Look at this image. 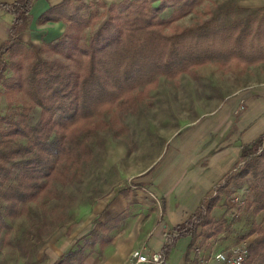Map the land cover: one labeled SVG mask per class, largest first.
<instances>
[{
    "label": "trees",
    "instance_id": "obj_1",
    "mask_svg": "<svg viewBox=\"0 0 264 264\" xmlns=\"http://www.w3.org/2000/svg\"><path fill=\"white\" fill-rule=\"evenodd\" d=\"M32 1L0 4V10L12 16L7 39L0 45V88L3 92L21 91L29 100L27 106L10 108L0 116V244L10 229L4 216L13 219L21 215L29 203L67 174V166L77 165L91 153L90 139L98 135L94 128L87 126L68 136V130L79 122L121 103L128 93L158 76L174 78L207 62L227 65L232 60L246 64L264 61V9L235 7L228 11L234 18L226 22L213 16L169 36L162 34L160 27L177 19L174 8L181 5L183 9L195 0L182 4L180 0H121L109 5L106 20L86 43L68 36V25L88 24L93 15L84 19L81 12L105 5L63 0L38 18V23H67L61 38L44 44L60 57L37 58L31 47L17 38L27 29ZM166 8H173V12L162 19L160 13ZM7 56H22L30 62L21 70V63L8 62ZM35 109L38 115L31 122ZM242 182L248 186L240 201L244 200L250 215L259 216V222L240 238L250 239L242 264H264V142L256 154L246 159L240 156L185 222L163 234V255L167 256L178 239L188 237V261L190 252L195 256L210 239L223 234L227 222L222 216L215 218L213 211L221 194L229 198L233 195L230 187L238 188ZM126 192L118 193L125 196ZM226 203H232V198ZM127 216L124 213L106 223L95 220L91 231L54 264H83L95 245L102 247L110 241V232L119 229Z\"/></svg>",
    "mask_w": 264,
    "mask_h": 264
},
{
    "label": "rangeland",
    "instance_id": "obj_2",
    "mask_svg": "<svg viewBox=\"0 0 264 264\" xmlns=\"http://www.w3.org/2000/svg\"><path fill=\"white\" fill-rule=\"evenodd\" d=\"M184 1L180 0L179 3ZM195 1L196 5H185L183 9L177 5L173 12L175 16L178 15L177 19L160 27L162 34L169 36L178 29L193 26L213 16L226 22L225 19L234 18L233 14L228 15V11L248 0ZM108 7H91L81 12L84 19L91 14L93 16L88 19V24L68 25V36L86 43L106 20ZM182 11L187 12L179 16ZM62 23L66 28L67 23ZM33 53L37 58L48 60L60 57L44 44ZM5 60L20 62L21 70L30 62L22 56H7ZM255 83H264V61L246 64L232 60L227 65L207 62L189 68L174 78L158 76L153 82L128 93L121 103L108 106L104 108L105 111L100 109L102 111L99 110L92 119L79 122L73 130H68V136L80 133L87 126L94 128L98 135L90 139L91 153L77 165L67 166V174L53 182L37 201L29 203L21 215L13 219L4 216L10 229L0 244V264H41V249L52 236L58 232L68 236L87 220L88 206L121 191L124 186L133 185L158 160L170 136L230 103L236 102L234 111H243L244 97ZM0 91L3 93L0 116L10 108L29 104L21 91L3 92L2 88ZM37 115V109L31 112V122L35 121ZM263 142L264 137L244 148L241 158L256 154ZM247 186V182L240 183L235 189L231 186L233 195L229 197L232 198L229 204L226 203L229 198L221 194L213 216L224 217L227 228L220 236L210 239L195 256L190 252L188 259L194 258L191 264L199 258H206L212 251H227L240 241L253 224L259 222V216L250 215L244 200L240 201L246 196ZM130 211L128 214L131 216ZM156 223L158 221L154 220ZM98 259L99 254H96L95 260Z\"/></svg>",
    "mask_w": 264,
    "mask_h": 264
},
{
    "label": "crops",
    "instance_id": "obj_3",
    "mask_svg": "<svg viewBox=\"0 0 264 264\" xmlns=\"http://www.w3.org/2000/svg\"><path fill=\"white\" fill-rule=\"evenodd\" d=\"M14 1L0 0V4ZM62 1L33 0L27 29L17 36L18 40L35 52L42 44L61 38L65 28L61 21L38 23V18ZM79 1L108 6L121 0ZM237 8H264V0H248ZM172 12L173 8H166L160 17L165 19ZM11 22L12 16L0 11V45L7 39ZM246 95L243 111H234L236 102L230 103L196 124L176 131L166 140L158 160L133 185L124 186L121 191H127L125 196L118 191L92 203L84 224L68 236L62 232L52 236L41 249V264H54L76 240L91 231L95 220L106 223L124 213L128 216L121 221L119 229L110 232V241L102 247L95 245L83 264H123L128 253L142 242H146L150 251H160L163 234L187 220L200 200L240 159L242 148L264 137V83H255ZM2 101L0 95V108ZM154 220L158 223L154 224ZM188 243V237L178 239L165 256V262L191 264L192 259L185 261Z\"/></svg>",
    "mask_w": 264,
    "mask_h": 264
},
{
    "label": "built area",
    "instance_id": "obj_4",
    "mask_svg": "<svg viewBox=\"0 0 264 264\" xmlns=\"http://www.w3.org/2000/svg\"><path fill=\"white\" fill-rule=\"evenodd\" d=\"M151 198L157 203L155 197L151 196ZM255 235H258V233L256 232ZM248 242V239L240 241L227 251H212L206 258L197 259L194 264H242L247 256ZM123 264H165V256L161 250L157 252L150 251L146 242H142L128 253Z\"/></svg>",
    "mask_w": 264,
    "mask_h": 264
}]
</instances>
